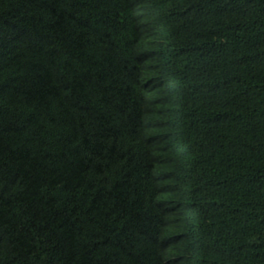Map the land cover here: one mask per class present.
I'll list each match as a JSON object with an SVG mask.
<instances>
[{"label":"trees","instance_id":"trees-1","mask_svg":"<svg viewBox=\"0 0 264 264\" xmlns=\"http://www.w3.org/2000/svg\"><path fill=\"white\" fill-rule=\"evenodd\" d=\"M0 264H264V0H0Z\"/></svg>","mask_w":264,"mask_h":264}]
</instances>
